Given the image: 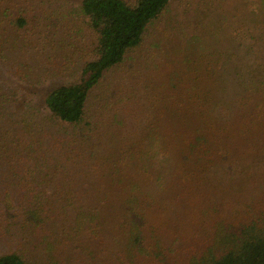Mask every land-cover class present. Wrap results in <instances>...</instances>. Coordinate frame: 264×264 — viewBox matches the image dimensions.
Instances as JSON below:
<instances>
[{
  "label": "trees",
  "instance_id": "trees-1",
  "mask_svg": "<svg viewBox=\"0 0 264 264\" xmlns=\"http://www.w3.org/2000/svg\"><path fill=\"white\" fill-rule=\"evenodd\" d=\"M177 1L0 0V264H264V0Z\"/></svg>",
  "mask_w": 264,
  "mask_h": 264
},
{
  "label": "rangeland",
  "instance_id": "rangeland-1",
  "mask_svg": "<svg viewBox=\"0 0 264 264\" xmlns=\"http://www.w3.org/2000/svg\"><path fill=\"white\" fill-rule=\"evenodd\" d=\"M234 2H238L239 0H233ZM254 4L256 0H250ZM74 5L77 6L79 0H73ZM183 1L179 0L175 3H172L168 6L166 11L164 12V15L160 17L159 21L154 25L151 26L148 32L146 33V43H149L150 38L152 35L156 32L158 25H163L165 21L171 19V17H175L181 13ZM255 6V5H254ZM72 14L76 15V12H72ZM74 20L72 21V24L70 26V30L73 33L74 39H71L69 42L70 45H73L77 49L83 51L84 57L88 58V52L90 44L88 43V34L86 33V29L84 26H82L80 23L73 24ZM85 52V53H84ZM81 55V52L78 53V56ZM87 55V56H86ZM84 62V59H78V57L69 64L68 69L65 72H53L50 75H47L45 73H41L40 75H37L34 77L31 82H27L26 85H24L25 91H27L28 99H34L38 105L42 108H44V103L42 102L44 100V97L46 95V92L54 87L59 85H68L73 84L76 82H79L81 79V71L79 69L80 65ZM43 72V70H42ZM0 74H2V67H0ZM34 82V83H33Z\"/></svg>",
  "mask_w": 264,
  "mask_h": 264
}]
</instances>
